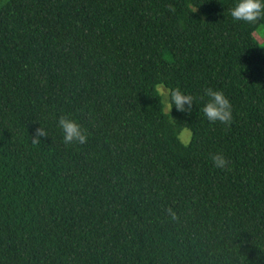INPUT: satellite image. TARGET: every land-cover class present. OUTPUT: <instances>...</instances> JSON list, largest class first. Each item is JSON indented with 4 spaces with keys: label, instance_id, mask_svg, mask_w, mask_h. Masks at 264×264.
<instances>
[{
    "label": "trees",
    "instance_id": "1",
    "mask_svg": "<svg viewBox=\"0 0 264 264\" xmlns=\"http://www.w3.org/2000/svg\"><path fill=\"white\" fill-rule=\"evenodd\" d=\"M230 4L0 0V264H264V45ZM158 82L191 113L165 115ZM208 87L230 125L199 111Z\"/></svg>",
    "mask_w": 264,
    "mask_h": 264
},
{
    "label": "clouds",
    "instance_id": "2",
    "mask_svg": "<svg viewBox=\"0 0 264 264\" xmlns=\"http://www.w3.org/2000/svg\"><path fill=\"white\" fill-rule=\"evenodd\" d=\"M196 11L197 9L194 10V12ZM225 12L234 22L256 26L257 31L251 34L253 40H256L257 36L264 39V25L260 24L264 18V0H231L230 7ZM155 97L158 98V104L165 115L170 114L173 108L179 112L190 114L193 104L198 102L191 93L185 92L180 87H171L165 82L156 83ZM199 100L203 101L199 111L207 121L231 124L233 120L232 104L223 90L212 87L205 88ZM186 104L189 106L188 108H185ZM57 126L65 144H85L87 142L88 134L70 114L60 116ZM32 135L33 143H38L40 137L48 136V131L45 127L40 126ZM178 138L181 143L188 145L192 139V131L185 126L180 130ZM212 161L220 169H226L229 163L224 154L220 152L212 156ZM167 212L171 220H177V214L172 208L169 207Z\"/></svg>",
    "mask_w": 264,
    "mask_h": 264
},
{
    "label": "rangeland",
    "instance_id": "3",
    "mask_svg": "<svg viewBox=\"0 0 264 264\" xmlns=\"http://www.w3.org/2000/svg\"><path fill=\"white\" fill-rule=\"evenodd\" d=\"M256 40H257L260 44L264 45V39H261L259 36H257ZM189 143H190V142H189Z\"/></svg>",
    "mask_w": 264,
    "mask_h": 264
}]
</instances>
